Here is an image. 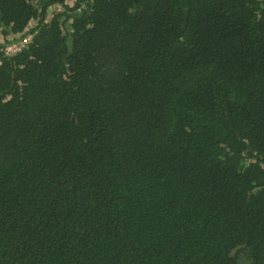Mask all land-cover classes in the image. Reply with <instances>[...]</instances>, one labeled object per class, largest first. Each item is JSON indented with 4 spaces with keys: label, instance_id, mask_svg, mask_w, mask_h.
I'll list each match as a JSON object with an SVG mask.
<instances>
[{
    "label": "trees",
    "instance_id": "trees-1",
    "mask_svg": "<svg viewBox=\"0 0 264 264\" xmlns=\"http://www.w3.org/2000/svg\"><path fill=\"white\" fill-rule=\"evenodd\" d=\"M0 264H264V0H0Z\"/></svg>",
    "mask_w": 264,
    "mask_h": 264
},
{
    "label": "built area",
    "instance_id": "built-area-1",
    "mask_svg": "<svg viewBox=\"0 0 264 264\" xmlns=\"http://www.w3.org/2000/svg\"><path fill=\"white\" fill-rule=\"evenodd\" d=\"M31 37L32 36L30 34L25 35L21 39L9 44L2 51L7 56L14 55V54L20 52L23 48H25V46L31 41Z\"/></svg>",
    "mask_w": 264,
    "mask_h": 264
},
{
    "label": "rangeland",
    "instance_id": "rangeland-1",
    "mask_svg": "<svg viewBox=\"0 0 264 264\" xmlns=\"http://www.w3.org/2000/svg\"><path fill=\"white\" fill-rule=\"evenodd\" d=\"M32 27H33V24H31V25L29 26V29L32 28Z\"/></svg>",
    "mask_w": 264,
    "mask_h": 264
}]
</instances>
